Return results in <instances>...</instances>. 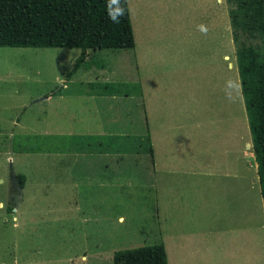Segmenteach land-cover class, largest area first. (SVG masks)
<instances>
[{"label":"rangeland","instance_id":"374dc122","mask_svg":"<svg viewBox=\"0 0 264 264\" xmlns=\"http://www.w3.org/2000/svg\"><path fill=\"white\" fill-rule=\"evenodd\" d=\"M127 3L134 49L98 51L70 77L79 49L0 47V264H112L116 251L156 244L168 264H264L227 0ZM105 80L150 97L153 158L82 155L96 138L54 130V109L68 128L89 103L47 96L97 93ZM72 149L74 159L58 154Z\"/></svg>","mask_w":264,"mask_h":264},{"label":"trees","instance_id":"16d2710c","mask_svg":"<svg viewBox=\"0 0 264 264\" xmlns=\"http://www.w3.org/2000/svg\"><path fill=\"white\" fill-rule=\"evenodd\" d=\"M110 0H0V47L79 49L70 77L88 52L133 50L127 0L114 23ZM241 93L264 211V0H227ZM22 188L25 176L17 175ZM112 264H168L163 244L120 250Z\"/></svg>","mask_w":264,"mask_h":264},{"label":"crops","instance_id":"0c3cea01","mask_svg":"<svg viewBox=\"0 0 264 264\" xmlns=\"http://www.w3.org/2000/svg\"><path fill=\"white\" fill-rule=\"evenodd\" d=\"M97 52L98 51L88 52L86 60L91 61L93 59L94 63V57ZM223 58L226 59L225 56ZM101 66L104 68L102 64ZM152 70L155 69L148 67V75L154 73ZM150 77L152 76H149V78ZM138 79L141 85V74L138 75ZM99 85L102 89L97 93H92L88 90L86 92H69L66 90L67 88H63L58 91V93L46 97V102L53 100V98L62 100V98L68 97L72 101H82L84 104L89 103V106L85 107L84 118L78 122H70L68 128L59 124L63 113L57 112L54 109L53 119H55V121H53V127L58 136L68 135L70 137L80 136L96 138V141H89V146L87 148H77L82 152V155L86 154L93 156L95 154H100V156H102L109 152L116 154L121 152L140 154L144 152L153 158L155 146L153 145V130L150 122L152 111L150 97L146 99L143 92H138V94L132 96L120 94L115 91L111 92L107 90V86L109 85L107 80L101 82ZM58 107H63V105H59L58 103ZM108 137L114 139L106 142ZM118 138L121 139V141H118ZM127 139H131L132 141H127ZM144 139L146 146L142 147L137 140L142 141ZM113 141L117 142L115 146H111L112 143H109ZM132 142H135L134 147L131 146ZM94 143L96 145H91ZM77 149L58 152V154L70 155L71 159H74L79 153Z\"/></svg>","mask_w":264,"mask_h":264},{"label":"clouds","instance_id":"9594fccd","mask_svg":"<svg viewBox=\"0 0 264 264\" xmlns=\"http://www.w3.org/2000/svg\"><path fill=\"white\" fill-rule=\"evenodd\" d=\"M113 4H118V0H110V3H109V17L110 19L114 22V23H118V17L122 16L123 15V10L119 7L113 9L111 6ZM237 87H239L237 85Z\"/></svg>","mask_w":264,"mask_h":264},{"label":"flooded vegetation","instance_id":"af4514ba","mask_svg":"<svg viewBox=\"0 0 264 264\" xmlns=\"http://www.w3.org/2000/svg\"><path fill=\"white\" fill-rule=\"evenodd\" d=\"M11 183H12V188H14V189H16V184H18V182H17V179L15 178V177H12V179H11ZM20 189H21V187L19 186V184H18V188H17V190H19L20 191Z\"/></svg>","mask_w":264,"mask_h":264}]
</instances>
